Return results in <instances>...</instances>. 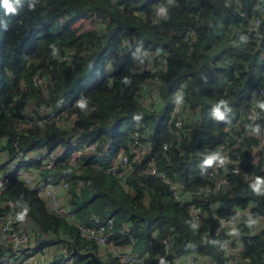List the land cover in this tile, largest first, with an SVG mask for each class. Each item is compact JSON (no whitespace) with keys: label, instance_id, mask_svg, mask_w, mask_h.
I'll use <instances>...</instances> for the list:
<instances>
[{"label":"trees","instance_id":"16d2710c","mask_svg":"<svg viewBox=\"0 0 264 264\" xmlns=\"http://www.w3.org/2000/svg\"><path fill=\"white\" fill-rule=\"evenodd\" d=\"M8 4L0 0V161L15 160L19 152L59 154L52 169L22 159L10 173L6 197L15 202L19 218L29 222L37 248L48 247L54 264L63 254L75 264H97L74 254L75 249L129 264L111 253L100 256L101 246L81 232L77 223L90 225L98 216L114 220L113 244L136 239L135 250L145 254L142 264H183L191 253L198 264H264V161L252 162L251 151L231 146L241 154L242 172H227L231 187L219 192L209 176L220 144L232 145L234 136L243 134L246 126L239 131L235 126L239 111L264 71V0ZM241 13L250 20L262 16L263 27L250 32ZM189 29L196 35L186 40ZM146 51L167 59L158 71L153 103L142 97L148 94L143 85L151 87L153 78ZM178 91L191 112L179 137L169 125ZM228 125L233 134L225 130ZM93 144L94 150L69 161L75 148ZM120 151L129 163L118 161L113 171L110 165ZM22 167L35 171L36 180L68 183L67 216L51 211L24 183L18 173ZM246 171L259 177L258 186L245 178ZM165 178L179 184L208 216L194 219ZM238 205L260 215L263 225L234 226L243 248L230 260L229 236L212 214L233 220Z\"/></svg>","mask_w":264,"mask_h":264},{"label":"built area","instance_id":"2783aa9c","mask_svg":"<svg viewBox=\"0 0 264 264\" xmlns=\"http://www.w3.org/2000/svg\"><path fill=\"white\" fill-rule=\"evenodd\" d=\"M227 4L230 5L229 2ZM243 17L248 21L249 31H255L258 28L263 27L262 16L255 17L252 20L244 13H241ZM196 35L194 29L186 31V37L188 40ZM182 36V35H181ZM144 59L147 61L148 69L153 73L151 78V87L147 84L143 85L142 90H146L148 94L142 96L147 102H155L158 96V90L156 89V82H158V71H163L166 65V56L160 52L146 51L144 52ZM190 110L185 106L183 99L180 96V91L177 93L176 102L170 109L169 125L171 131H173L177 137L180 135V130L184 127L185 117L191 118ZM240 117L236 122L237 131L242 129V125L246 126L243 130L242 135L234 136V142L231 145L225 141L220 144V158L211 167L209 176L213 182V188L219 192L226 190L231 187L229 184V178L227 172L238 175L242 172L241 154H236L234 147H243L244 150L251 151L253 153L252 162L264 161V71L253 90L250 98L244 103L239 111ZM239 129V130H238ZM227 132L233 134L232 127L230 125L225 127ZM168 144L164 148H168ZM95 149V145L83 146L81 148H75L70 155L69 161L74 162L77 157H80L83 153L90 152ZM139 152V151H138ZM59 154L53 152H19L15 160L8 162L0 161V254L3 251H7L14 256L13 264H45L50 251L48 247H39L36 249H30L26 252V247L29 246L31 238L33 237V230L30 229L28 221H23L19 218L16 213L15 202L6 197L7 190L11 185L10 173L16 170L19 166V161L22 159L39 161L40 169H52L56 166ZM137 157V156H136ZM120 161L123 166L129 163L128 156L124 155L123 151H120L113 159L110 167L113 171H116L119 167ZM214 161V160H213ZM230 166V168H227ZM153 173H157L156 167L152 169ZM21 179L24 183L36 191L45 201L47 207L59 216H67V211L64 207V202L68 198L69 185L65 181L59 183L55 182H44L41 179L36 180L34 171L26 168L19 169ZM163 176L162 173H158ZM244 176L247 180L254 181L258 186L259 177L253 172L246 171ZM167 183H170L171 190L174 197L190 212L194 219L199 220L203 217L208 216V212L205 211L202 206L191 203V201L182 193L179 184L171 182L168 178H165ZM264 188V184H262ZM202 187L199 188V191ZM258 187L255 192L258 193ZM236 217L233 220L228 218L220 217L217 212L212 214L213 217L219 219L220 229L224 231L229 237L225 243L226 255L230 260L235 259L238 251L243 248L241 240L233 234V228L235 225L241 223H252L255 226H262L263 219L260 215L256 216L251 213L249 208H243L238 205L235 207ZM81 232L88 238L96 240L101 246L100 255L105 256L107 253H111L113 256L118 257L122 261L129 264H142L145 254H142L135 250L136 239L130 237V242L125 245H115L112 241L113 228L115 225L114 220L107 219L101 220L98 216L93 217V223L90 225H82L77 223ZM112 247V249L110 248ZM111 249V250H110ZM194 253H191L183 262V264H198L195 259ZM246 262L249 263V258H245ZM63 264H75V262L68 257ZM179 264V263H177Z\"/></svg>","mask_w":264,"mask_h":264},{"label":"crops","instance_id":"0c3cea01","mask_svg":"<svg viewBox=\"0 0 264 264\" xmlns=\"http://www.w3.org/2000/svg\"><path fill=\"white\" fill-rule=\"evenodd\" d=\"M35 172V171H34ZM31 229V228H30ZM33 230V229H32ZM38 244H37V241L35 240V234L33 232V237L31 238V242L29 244V246H27L25 249H26V252L30 249H35L37 248ZM5 252L7 253V251H4L3 254H0V264L2 263H6V264H13V261H14V256L15 254H13L12 256L10 255L9 253V258L7 259L6 255H5ZM8 254V253H7ZM10 261V262H9ZM54 256L53 254H49L47 260L45 261V264H54ZM56 262V261H55ZM29 264H34L33 262H29Z\"/></svg>","mask_w":264,"mask_h":264},{"label":"water","instance_id":"95a60500","mask_svg":"<svg viewBox=\"0 0 264 264\" xmlns=\"http://www.w3.org/2000/svg\"><path fill=\"white\" fill-rule=\"evenodd\" d=\"M74 254L77 256L83 258V257H90L91 260L96 262L97 264H112L109 260H101L97 254L93 251H88V252H81L78 249L74 250Z\"/></svg>","mask_w":264,"mask_h":264},{"label":"rangeland","instance_id":"374dc122","mask_svg":"<svg viewBox=\"0 0 264 264\" xmlns=\"http://www.w3.org/2000/svg\"><path fill=\"white\" fill-rule=\"evenodd\" d=\"M81 22H82V20H80ZM83 23V22H82ZM81 23V24H82ZM87 24H90V22H87ZM91 25V24H90ZM77 123V126L79 127V128H81V129H83L84 128V126H83V124H82V122L81 121H77L76 122ZM60 152H63V149L60 151ZM140 155L138 154L137 155V157H139ZM23 168V167H22ZM111 249H112V247H110ZM110 249V250H111ZM66 251V250H65ZM4 253V251L2 252V254ZM8 253V254H7ZM5 252V255H6V257H7V259L9 258L8 256H9V252ZM58 253H60V250H56V254H58ZM100 256H102V255H100ZM102 257H104V256H102ZM113 258V257H112ZM68 259V256H66V254L64 255H61V256H59L58 258H57V262L59 263V264H63L66 260ZM10 262V261H9Z\"/></svg>","mask_w":264,"mask_h":264},{"label":"clouds","instance_id":"9594fccd","mask_svg":"<svg viewBox=\"0 0 264 264\" xmlns=\"http://www.w3.org/2000/svg\"><path fill=\"white\" fill-rule=\"evenodd\" d=\"M4 2H5V5L8 6V7L10 8V5L8 4V0H4ZM79 107H80L81 109H83V108L86 107V105L83 104V103H80V104H79ZM216 114H217V116H218L219 118H223V114L220 112L219 107H217V109H216ZM208 163H211V161H208Z\"/></svg>","mask_w":264,"mask_h":264}]
</instances>
